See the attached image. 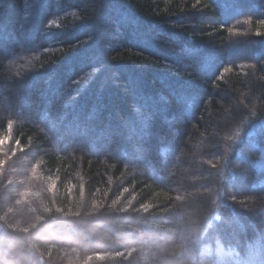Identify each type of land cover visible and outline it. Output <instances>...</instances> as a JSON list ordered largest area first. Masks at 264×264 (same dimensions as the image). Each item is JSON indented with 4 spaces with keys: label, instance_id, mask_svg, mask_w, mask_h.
I'll list each match as a JSON object with an SVG mask.
<instances>
[{
    "label": "trees",
    "instance_id": "obj_1",
    "mask_svg": "<svg viewBox=\"0 0 264 264\" xmlns=\"http://www.w3.org/2000/svg\"><path fill=\"white\" fill-rule=\"evenodd\" d=\"M0 43V264H264V0H0Z\"/></svg>",
    "mask_w": 264,
    "mask_h": 264
},
{
    "label": "rangeland",
    "instance_id": "obj_2",
    "mask_svg": "<svg viewBox=\"0 0 264 264\" xmlns=\"http://www.w3.org/2000/svg\"><path fill=\"white\" fill-rule=\"evenodd\" d=\"M248 9H249V8H248ZM5 43L10 44V45H12V46H14V45L16 44V43L13 44L12 42H6V41H5ZM5 43H4V44H5ZM2 44H3V43H0V46H3ZM185 58H188V56H185ZM70 129H71V128H70ZM81 144H82V143H81ZM234 228H236V226H235Z\"/></svg>",
    "mask_w": 264,
    "mask_h": 264
},
{
    "label": "snow or ice",
    "instance_id": "obj_3",
    "mask_svg": "<svg viewBox=\"0 0 264 264\" xmlns=\"http://www.w3.org/2000/svg\"><path fill=\"white\" fill-rule=\"evenodd\" d=\"M3 143V141L2 140H0V144H2Z\"/></svg>",
    "mask_w": 264,
    "mask_h": 264
}]
</instances>
